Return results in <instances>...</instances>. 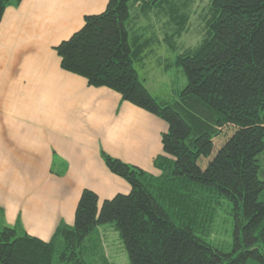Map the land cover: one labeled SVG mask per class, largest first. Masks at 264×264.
I'll list each match as a JSON object with an SVG mask.
<instances>
[{
    "label": "trees",
    "instance_id": "16d2710c",
    "mask_svg": "<svg viewBox=\"0 0 264 264\" xmlns=\"http://www.w3.org/2000/svg\"><path fill=\"white\" fill-rule=\"evenodd\" d=\"M192 1L108 0L103 12L85 16L81 29L54 47L62 70L167 124L162 154L153 161L159 175L101 152L130 192L99 207L97 195L83 190L73 225L59 223L46 242L27 234L19 220L7 225L0 208V264H111L99 231L106 224L129 264H264V0L209 1L202 39L175 58L186 77L176 100L152 97L134 67L152 51L139 19L152 12L162 18L164 43L175 51ZM20 2L0 0V21ZM224 205L233 233L228 252L208 240Z\"/></svg>",
    "mask_w": 264,
    "mask_h": 264
},
{
    "label": "crops",
    "instance_id": "0c3cea01",
    "mask_svg": "<svg viewBox=\"0 0 264 264\" xmlns=\"http://www.w3.org/2000/svg\"><path fill=\"white\" fill-rule=\"evenodd\" d=\"M107 2L21 0L0 21V208L7 225L19 220L45 242L59 223L73 225L83 190L99 207L130 192L101 152L159 175L153 161L167 124L62 70L54 51Z\"/></svg>",
    "mask_w": 264,
    "mask_h": 264
},
{
    "label": "rangeland",
    "instance_id": "374dc122",
    "mask_svg": "<svg viewBox=\"0 0 264 264\" xmlns=\"http://www.w3.org/2000/svg\"><path fill=\"white\" fill-rule=\"evenodd\" d=\"M210 0H193L189 9V22L186 32L175 41V51H170L164 43L166 28L163 19L156 17L152 12L148 19L141 17L139 26L145 28L144 36L149 39V50L146 62L134 65L140 80L149 91L150 95L157 100L172 102L186 85V77L183 70L174 65L175 58L187 48L195 47L202 39L203 19L202 16ZM165 68V70L163 69ZM259 144L264 147V136H260ZM264 149V148H263ZM262 166L259 176L264 180V151L260 155ZM228 207L223 206L218 212L217 222L212 227L209 242L216 247L228 252L233 244L232 224L226 213ZM221 211V212H220ZM101 240L104 253L111 264H129L128 256L123 248L118 234L112 224L100 227ZM246 264H258L249 261Z\"/></svg>",
    "mask_w": 264,
    "mask_h": 264
}]
</instances>
